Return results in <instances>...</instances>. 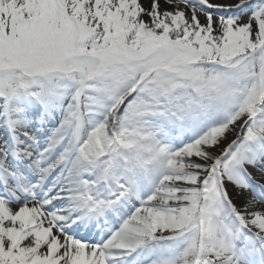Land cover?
<instances>
[{
	"label": "snow or ice",
	"instance_id": "snow-or-ice-1",
	"mask_svg": "<svg viewBox=\"0 0 264 264\" xmlns=\"http://www.w3.org/2000/svg\"><path fill=\"white\" fill-rule=\"evenodd\" d=\"M0 264H264V0H0Z\"/></svg>",
	"mask_w": 264,
	"mask_h": 264
}]
</instances>
